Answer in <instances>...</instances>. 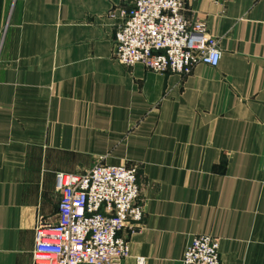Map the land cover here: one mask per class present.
<instances>
[{
	"label": "crops",
	"instance_id": "obj_1",
	"mask_svg": "<svg viewBox=\"0 0 264 264\" xmlns=\"http://www.w3.org/2000/svg\"><path fill=\"white\" fill-rule=\"evenodd\" d=\"M221 62L158 74L115 57L135 0H0V264H34L58 220V173L138 170L142 223L122 264H183L195 237L221 264H264V0H183Z\"/></svg>",
	"mask_w": 264,
	"mask_h": 264
},
{
	"label": "built area",
	"instance_id": "obj_2",
	"mask_svg": "<svg viewBox=\"0 0 264 264\" xmlns=\"http://www.w3.org/2000/svg\"><path fill=\"white\" fill-rule=\"evenodd\" d=\"M124 15L114 52L126 68L141 63L154 73L188 75L197 65L221 62L218 40L203 22L186 17L183 0H135ZM56 190L58 220L37 219L34 264H122L131 251L120 234L145 215L137 168L99 164L84 174L58 173ZM182 262L221 264L220 240L195 237Z\"/></svg>",
	"mask_w": 264,
	"mask_h": 264
}]
</instances>
